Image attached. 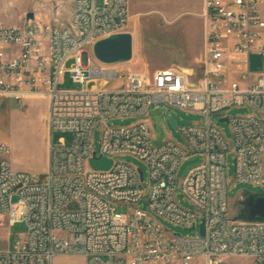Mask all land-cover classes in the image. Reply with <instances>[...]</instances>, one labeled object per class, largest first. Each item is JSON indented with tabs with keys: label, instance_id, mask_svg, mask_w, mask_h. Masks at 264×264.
<instances>
[{
	"label": "built area",
	"instance_id": "built-area-1",
	"mask_svg": "<svg viewBox=\"0 0 264 264\" xmlns=\"http://www.w3.org/2000/svg\"><path fill=\"white\" fill-rule=\"evenodd\" d=\"M49 1L55 13L66 3L65 23L0 21V98H42L48 129L44 174L13 169L10 147L0 143V215L25 227L11 249L0 250V264H53L59 255L83 256L82 264H264V221L228 216L225 176L230 149L235 182L264 190V71L252 81L248 70L249 54L264 60V0H203L197 71L163 67L151 74L91 61L95 41L123 32L128 0ZM65 73L82 87H61ZM151 106L197 112L205 121L180 127L183 143L154 145ZM231 106L248 113L226 116ZM216 115L227 118L230 141L211 122ZM124 117L138 120L106 124ZM54 131L72 133V144L53 143ZM124 156L141 162L146 177ZM102 157L110 167L94 169L90 159ZM185 161L191 163L176 185ZM177 188L190 208L179 203ZM124 204L132 208L117 211ZM162 220L194 233L168 232Z\"/></svg>",
	"mask_w": 264,
	"mask_h": 264
},
{
	"label": "rangeland",
	"instance_id": "rangeland-1",
	"mask_svg": "<svg viewBox=\"0 0 264 264\" xmlns=\"http://www.w3.org/2000/svg\"><path fill=\"white\" fill-rule=\"evenodd\" d=\"M202 0H128V16L125 21L123 32L133 35V53L128 62L116 64L115 68L122 71H140L151 74L160 67L172 64L186 63L194 55L203 56V20L200 16ZM101 0H97L100 4ZM58 12L55 13L56 4L49 0H0V21L5 24L21 25L28 21L26 14L33 13L35 20L45 22L55 20L65 23L68 19V6L60 2ZM59 23V22H55ZM204 50V47H203ZM91 61L94 62L90 52ZM200 60L192 70L197 71ZM191 70V69H190ZM186 69L187 72H190ZM248 70L250 80H254L258 73L264 71V60L258 55L251 53L248 56ZM236 78V76H233ZM61 87L79 89V83H73L68 73L60 77ZM46 103L42 98L29 99L24 103H18L13 99L0 98V143H6L10 147L8 156L10 165L15 170H27L44 174L42 154L47 162L48 129L45 122ZM226 116L232 117L248 113L245 107L231 106L224 112ZM169 115L176 120V127L168 120ZM147 119L151 125L152 144L159 145L167 138L178 143H183L180 127L191 126L194 123L202 124L205 117L197 112L180 110L173 107L153 108L147 111ZM138 120L137 117H124L109 119L108 126L123 127ZM211 122L221 128L227 141L231 139L229 124L220 121L216 116L211 117ZM53 143L64 139L67 145L72 144L73 134L67 131H54L51 134ZM39 144V145H38ZM94 148L99 150V126L93 132ZM233 153L229 149L226 154L225 176L227 184L228 216L235 220H244L245 214L240 201V194L246 198L253 193H264L259 186L247 182H235ZM141 169L144 176L145 166L130 156L121 158ZM264 167V149L262 154ZM185 161L181 164L176 178V185L183 177L185 168L190 164ZM179 203L190 208L179 189H176ZM145 198L141 199L142 205ZM132 208L124 204L116 206L117 211L126 213ZM164 229L168 232L180 235L193 234L183 228L162 220ZM25 227L21 222L8 225L6 219L0 215V250L11 249L16 239L24 234ZM53 264H82V257L66 255L56 259ZM228 264H245L249 258H228Z\"/></svg>",
	"mask_w": 264,
	"mask_h": 264
},
{
	"label": "water",
	"instance_id": "water-1",
	"mask_svg": "<svg viewBox=\"0 0 264 264\" xmlns=\"http://www.w3.org/2000/svg\"><path fill=\"white\" fill-rule=\"evenodd\" d=\"M27 19L33 18V13L26 14ZM133 53V35L130 32H118L98 39L92 45L94 58L103 64H120L128 62ZM172 126L176 127V120L168 117ZM220 121H226L222 118ZM111 160L105 157L100 159H90V164L94 169H108ZM245 219L249 221H264V193H253L248 195L242 202ZM201 234L204 233L203 224L200 225Z\"/></svg>",
	"mask_w": 264,
	"mask_h": 264
},
{
	"label": "crops",
	"instance_id": "crops-1",
	"mask_svg": "<svg viewBox=\"0 0 264 264\" xmlns=\"http://www.w3.org/2000/svg\"><path fill=\"white\" fill-rule=\"evenodd\" d=\"M202 1H201V8H202ZM203 47H204V39H203V44H202V51H203ZM201 54H202V52L200 54L194 55L186 63L172 64L171 66H167V67H176V68H181V69H185V70L186 69L190 70V69H192L193 67L196 66L197 62L200 60ZM160 68H163V67H160ZM41 157L43 158L44 166L46 167V157H45L44 154H42ZM65 256L66 255H59V256H56L55 258L58 259V258L65 257ZM71 256H73V257H82L83 260H84L83 256H76V255H71ZM53 262H54V260H53Z\"/></svg>",
	"mask_w": 264,
	"mask_h": 264
}]
</instances>
